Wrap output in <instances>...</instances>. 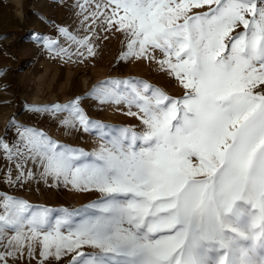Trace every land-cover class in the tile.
<instances>
[{"label": "snow or ice", "instance_id": "1", "mask_svg": "<svg viewBox=\"0 0 264 264\" xmlns=\"http://www.w3.org/2000/svg\"><path fill=\"white\" fill-rule=\"evenodd\" d=\"M88 2L91 11L84 0L78 7L89 31L123 34L122 58L152 61L159 53L182 95L142 80L94 88L101 102L126 106L139 129L92 121L77 101L28 109L66 112L62 126L103 141L93 152L10 121L16 137L0 138V158L17 183L38 175L100 198L76 219L66 208L0 196V264L37 251L47 264H264V0Z\"/></svg>", "mask_w": 264, "mask_h": 264}, {"label": "rangeland", "instance_id": "2", "mask_svg": "<svg viewBox=\"0 0 264 264\" xmlns=\"http://www.w3.org/2000/svg\"><path fill=\"white\" fill-rule=\"evenodd\" d=\"M78 3L80 0H0V138L15 139L16 129L9 126L14 121L16 125L44 131L58 144L93 152L103 141L93 132L62 126L66 112L53 116L34 114L28 109L77 101L92 121L139 129V119L128 115L126 106L101 102L91 95L94 88L109 80H142L171 97L182 95L181 85L158 65L157 61L163 59L159 53L152 61L122 58L127 51L125 36L116 32L107 34L98 30V25L89 31L84 25L87 13ZM84 8L91 11L88 0H84ZM60 29H67L76 40L86 38L92 53ZM35 34L55 40L59 48L42 47L35 41ZM60 48L66 49L67 54L61 53ZM15 176V168L6 158H0V196L15 197L56 212L66 208L78 213L76 219L100 198L95 191L81 192L63 185L53 186L51 182L46 184L38 175L21 183L16 182ZM19 264L47 262L37 251L33 258L25 256Z\"/></svg>", "mask_w": 264, "mask_h": 264}, {"label": "crops", "instance_id": "3", "mask_svg": "<svg viewBox=\"0 0 264 264\" xmlns=\"http://www.w3.org/2000/svg\"><path fill=\"white\" fill-rule=\"evenodd\" d=\"M207 10H208V7L205 8V11H207ZM235 31H237V32H238V31H242V28H238V29H236ZM233 34H234V33H233Z\"/></svg>", "mask_w": 264, "mask_h": 264}]
</instances>
